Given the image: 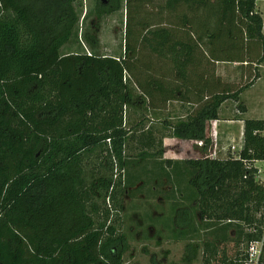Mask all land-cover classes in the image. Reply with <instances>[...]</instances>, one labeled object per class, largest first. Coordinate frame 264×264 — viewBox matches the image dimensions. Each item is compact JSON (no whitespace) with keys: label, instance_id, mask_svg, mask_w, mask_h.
Segmentation results:
<instances>
[{"label":"trees","instance_id":"obj_1","mask_svg":"<svg viewBox=\"0 0 264 264\" xmlns=\"http://www.w3.org/2000/svg\"><path fill=\"white\" fill-rule=\"evenodd\" d=\"M79 1L0 0V264H125L126 237L119 217L125 181L114 169L122 171L127 164L125 145L131 130L124 126V107L132 94L124 79L132 64L88 50L63 52L77 42ZM122 1H99L97 17L120 11ZM180 1L166 0V7L176 9ZM257 1H195L204 16L212 15L206 19L209 24H219L220 40L227 36L236 52L218 59L209 56L242 64L249 78L234 89L218 77L217 93L173 127L175 138L203 140L204 153L210 143L209 123L219 119L221 106L234 101L246 113L241 95L261 77L264 33ZM147 2L125 0L129 56L135 53L127 40L133 35L129 13ZM142 27L141 43L149 45L148 34L156 32L146 23ZM87 37L91 50H97L94 37ZM157 38L167 42L170 36ZM171 49L183 75L188 61L183 44ZM262 130L264 120L244 121L241 159L228 154L187 161L195 172L189 184L198 194L201 220L250 228L252 232L243 231L242 241L263 242L259 264H264L263 222L257 218L264 219V183L244 161L264 159V137L255 134ZM162 153L144 150L138 156ZM238 245L228 256L205 242L210 257L204 264H214V257L217 264H244L248 255H242Z\"/></svg>","mask_w":264,"mask_h":264},{"label":"rangeland","instance_id":"obj_2","mask_svg":"<svg viewBox=\"0 0 264 264\" xmlns=\"http://www.w3.org/2000/svg\"><path fill=\"white\" fill-rule=\"evenodd\" d=\"M99 1L101 0H81L76 4L75 7L77 14L80 17V24L78 25L77 36L74 37L73 41L76 40L77 42H73L68 48L64 49L63 52L70 54L77 50L79 52H86L88 50L91 53L105 57L119 58L121 60L126 59L127 61L130 60L132 70L125 73V77L128 76L132 79L139 78L143 81L146 80L151 83L153 77L157 75L155 69L151 66L154 64V61H161V59L158 58L154 52L150 51L147 43H141L142 36L145 34L142 24L146 23L147 28L151 27V31L153 32L161 28L173 29L175 33L173 40L183 41V12H186V6L183 5L182 2L176 9L169 10L166 7V1L148 0L143 8H140L139 10H133L132 8L129 13V23L130 29L133 31V35L129 36L127 40L132 49H135V53L134 55L129 56L125 53V40L127 38L125 0L122 1V8L120 11L114 14L102 16L101 18L97 17L95 12ZM103 4H107L106 0H104ZM208 17H212V15H208L206 18ZM88 35L94 37L93 41L95 42L93 44H96L95 47L97 46V50H91L89 45L91 43L88 40ZM148 36L149 40L153 37L150 34H148ZM235 53L236 52L232 51L231 55L233 56ZM224 54L227 55L228 53L225 52L222 56ZM165 55L169 56L168 58L165 57L168 62L166 64L169 65V62L175 59V57H173L175 55L172 53V49L169 45L166 47ZM226 70L230 74V79L228 81L234 85V89H238L249 81V78L245 79V66L240 63H235L232 67L226 68ZM261 75L262 78L256 87L253 90L246 92L241 99L247 100L250 104L251 115L249 116L251 117H256V114L258 113L257 111L264 112V69L262 70ZM126 83L132 94V98L129 99V102L131 101L134 103L135 101L138 103L140 99L139 97H141L139 90L133 85L132 81L130 83L129 78ZM141 86L143 89L144 86L146 87L145 84ZM181 92L182 91H179L174 94H176L175 96L178 98L182 94ZM129 102L128 106L130 104ZM258 108L261 109L258 110ZM185 113L186 112L183 111V116H186ZM127 116L128 124L127 127H125L127 130H134L135 133H142L141 131L143 130L148 131V127H132L135 123H138V121H145L143 120V115H141V117L137 115L134 116L132 110L130 112L128 110ZM154 118L157 117L154 116ZM165 118L168 117L162 116L160 119L164 120ZM184 118L186 117H183V119ZM168 130L171 132V129ZM215 133L216 135L219 134L218 127H215ZM168 138L170 143H180V145L177 147L170 146L169 148L162 145L163 152L166 151L163 153L164 155L162 156V161L159 162L154 159L155 161L151 160L150 162L152 163V168H156L155 162H158L162 164L164 170L178 175L179 179H177L178 183H176V186L183 189V196L180 194H171V192H169V190H171L170 185H164L163 182V185L158 186V190L164 196H153V203L145 202V199L143 200V203L138 200L135 188L139 184V180L133 177L131 167L134 162L142 160L138 155L148 149L144 146L138 147L137 144L135 148H133L132 141L129 142L126 149L127 164L125 168L121 171L119 167L116 166L114 169V174L119 175L120 172H122V176L125 181L123 211L119 214L121 225L120 231L126 237L124 263L204 264L205 259L210 257V254L204 247V243L207 241L217 245V252L219 253L220 250V255H222L223 251H225L228 256L232 255L233 251L236 249L235 245L239 241L237 248L242 255H245L248 251L249 245L242 241V234L244 233L243 231L252 232L250 228L245 229L242 224H231L227 226L213 221H203L200 218L198 206L195 204L198 200V194L189 184V181L195 172L187 165V161L205 156L206 153L202 152V150H200V148L193 143L188 144L183 142L182 145L179 139L176 138L177 140L171 142L172 137ZM128 141L129 140L126 141V146ZM217 144L218 150H222V154L219 152L218 157H227V148L233 143L226 145V150H223L224 146H220V139H218ZM234 144L239 147L241 146L236 142H234ZM182 146L183 152L181 151ZM159 149H161V147H153L152 150H150L157 152ZM169 155H173V158H170L171 156ZM169 161L172 162V165L168 164ZM175 162L176 164L174 165ZM154 168L152 171H154ZM146 181L147 180H144L142 185L145 190L151 188L149 184H145ZM260 181L261 183H264V172L261 174ZM151 182L154 183L155 180H152ZM154 200H157V202ZM107 204L110 206L109 202H107ZM182 205L183 209L187 208L185 217L183 216L182 239H174L172 237L174 235V231H176L175 227L172 226H167L163 229L164 231L161 230L158 237H149L148 228H142L136 225L134 213H138L140 210L147 208L148 206L164 213L165 219H168L174 218L176 208ZM257 218L263 222L261 229H263L264 232V219H260V216H257ZM213 262L214 264H217L218 259L214 257Z\"/></svg>","mask_w":264,"mask_h":264},{"label":"crops","instance_id":"obj_3","mask_svg":"<svg viewBox=\"0 0 264 264\" xmlns=\"http://www.w3.org/2000/svg\"><path fill=\"white\" fill-rule=\"evenodd\" d=\"M195 1L200 0L180 1V3L183 2V5L186 6V12H183V41L173 40V36L175 35L173 29L161 28L154 31L156 32L155 36L151 34L153 37L150 39L148 45L149 49L152 51L151 48H153L152 52L161 59V61H154V64L151 66L155 69L157 74L153 77L152 82L149 83V81H146L145 79V81H143L139 78L132 79L128 76L124 79L126 83L129 78L130 83L132 81L133 85L139 90L141 96L139 97L140 99L138 103L130 101L129 106L128 103L125 105L124 111L126 120L124 126L127 127L128 124V110L129 112L132 110L134 116L137 115L141 117V115H143V120H145L138 121V123H135L132 127H148V131L143 130L141 131L142 133H135L134 130H131L127 139L129 140L127 147L130 141L133 142V148H135L136 144L138 147L150 145L152 148L161 147V149L162 145H165L168 148L170 146H179L180 143L173 144L169 142L168 137H172L171 142L178 139L173 136V127H175L177 123L182 122L183 117H186L194 108L207 101L209 96L217 93L219 83L218 77L221 78L224 83L230 82L228 81L230 79V74L227 72L226 68L232 67L235 62L214 60V57L209 56V53L218 59L226 52L228 53L226 57H228L229 53L234 51L233 43L228 39L226 40L227 36L220 40L219 24L215 25L216 22L214 21L213 24L211 23L212 25L209 24L206 20L207 18L204 16V10L199 8V6L195 4ZM222 1L223 0H212V2L218 3H221ZM256 5L262 15L264 33V0L257 1ZM149 30L151 31L152 29L150 28ZM157 34L170 36V39L166 42L164 39L157 38ZM211 36L215 37L210 39L209 37ZM175 43L183 44V54L188 57V61L184 65L183 75L177 71L174 60L169 62V65L166 64L168 62L165 57H169L165 55L166 47L168 45L171 47ZM178 48L181 49L182 46H178ZM156 49L158 52H156ZM263 69L264 63L260 66V74ZM261 78L262 75L250 89L246 90L241 95V99L246 92H249L256 87ZM144 84L146 87L144 86L143 89L141 85ZM179 91H182V94L177 98L174 93H178ZM241 101L246 105V113H241L238 110L237 102L227 101L221 106L219 119L213 120L209 123V127H218L219 134L217 135V139H220L221 147L224 146V148H226V145L230 143L234 144V142L239 145L242 144L244 121L246 119L264 120V112L261 111L256 110L258 112L256 117L249 116L251 115L250 104L245 99ZM260 109L258 108V110ZM183 111L186 112V116H183ZM154 116L157 118H154ZM162 116L168 118L161 120L160 118ZM168 129H171V132ZM179 140L182 145L183 142L194 144L192 141ZM152 148L150 149L152 150ZM126 149L125 145V152ZM151 150L146 151L150 154H154ZM181 151L183 152V146ZM163 153L161 156L158 155L141 158L142 160L134 162L131 167L133 177L139 180V184L135 188V193H137L136 197L142 203L144 199L145 202L153 203L152 197L156 195L164 196L158 190V186L163 185V182L164 185H170L171 190H169V192H171V194H180L183 196V189L176 186V183H178L177 179H179L177 174L169 173V171L164 170L162 164L158 162H155L156 168L153 167L154 171H152L153 168L150 161L155 159L161 162L162 156L164 155ZM169 156H171L170 158H173V155ZM168 164L172 165V162L169 161ZM175 164L176 162L174 165ZM142 180H147L145 184H149L151 188L145 190L142 186ZM152 180H155V182H151ZM154 201L157 202V200ZM175 211L174 218L165 219L164 213L148 206L147 208L140 210L138 213H134V217L138 227L148 228L149 237H158L161 230L167 226H172L176 229L172 237L174 239H182L183 205L176 208Z\"/></svg>","mask_w":264,"mask_h":264},{"label":"built area","instance_id":"obj_4","mask_svg":"<svg viewBox=\"0 0 264 264\" xmlns=\"http://www.w3.org/2000/svg\"><path fill=\"white\" fill-rule=\"evenodd\" d=\"M255 134L260 135L261 137H264V130L262 131H258ZM217 135L215 133V127H210L209 130V138H210V143L208 145V149L206 151V158H222V157H218L219 152L222 154V150H218V139H217ZM110 141V140H108ZM110 143V142H109ZM194 144L198 147V148H203L204 147V141L200 140V141H195ZM241 146H237L236 144H231L230 146H228L227 150V156L228 154H230L232 156V158L234 159H241V155L240 152L242 150V146H243V142L242 144H240ZM218 150V152H217ZM223 150H226L225 148ZM223 159V158H222ZM245 165L247 167H253L254 169L257 170V180L260 181L261 178V174L264 172V159L261 160H254L251 162H247L244 161ZM261 182V181H260ZM263 250V242H252L250 243L249 247H248V251H247V255L248 258L246 260V262L244 264H259V260H260V256Z\"/></svg>","mask_w":264,"mask_h":264}]
</instances>
